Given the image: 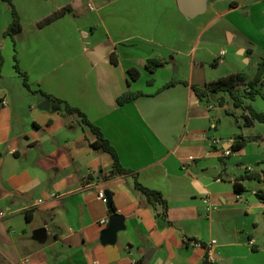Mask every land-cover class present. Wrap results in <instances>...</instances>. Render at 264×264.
I'll return each instance as SVG.
<instances>
[{"label": "crops", "instance_id": "1", "mask_svg": "<svg viewBox=\"0 0 264 264\" xmlns=\"http://www.w3.org/2000/svg\"><path fill=\"white\" fill-rule=\"evenodd\" d=\"M256 1L203 0L204 12L189 18L176 0H11L23 28L10 38L11 6L0 0V264H204L206 248L191 241H215L210 264H264V204L254 196L264 170L252 197L215 189L233 187L229 165L258 174L243 164L246 147L223 154L246 141L245 129L222 141L216 95L206 104L181 84L163 89L172 80L202 87L211 63L244 74L253 45L233 19L251 16ZM68 5L72 12L37 27ZM149 60L166 64L151 73ZM126 92L144 96L118 105ZM46 99L49 111L40 110ZM55 99L82 111L120 165L161 193L171 225L133 188V176L102 177L111 156L92 150L95 135ZM100 192L124 219L113 244L100 242L111 216Z\"/></svg>", "mask_w": 264, "mask_h": 264}, {"label": "trees", "instance_id": "2", "mask_svg": "<svg viewBox=\"0 0 264 264\" xmlns=\"http://www.w3.org/2000/svg\"><path fill=\"white\" fill-rule=\"evenodd\" d=\"M2 1L7 3L9 6H11V10H12L11 11L12 20L6 32L4 33V36H9L10 38H13L15 35L21 32L23 27H22L21 21L16 11L14 10L11 0H2ZM72 10L73 8L70 5H68L64 8H61L53 12L52 14L45 17L44 19L38 21L36 25L38 28H43L53 23L54 21L58 20L59 18L63 17L64 15L72 12ZM117 61H118L117 56L115 54H112L111 63L117 65ZM165 64H166L165 62H161L158 60H149L145 64L144 68L147 71L153 73L155 72V70L163 67ZM212 65L214 66L215 64L213 63ZM14 68L19 73V75L22 77L23 84L26 86V75L19 71L17 62ZM128 75H129L130 80L135 81L139 78L140 72L139 70L132 68L128 70ZM148 83L150 84V81ZM177 84H181L185 87L190 88L194 92L196 97L199 100L204 101L206 104L210 102L211 98L214 95H217L219 93H225L231 100L234 108L242 109L243 114L241 117L243 119V127L250 128V127H253L255 123L264 124V113L255 111L251 105L245 103L246 100L254 101L255 98L258 96L261 98H264V93L262 92V87H264V59L261 62H259L257 66L256 74L253 77V79L250 81H247L246 76L244 74L235 73V74H230L228 76H224L216 80L210 81L206 83L205 85H203L202 87L191 85L185 81L172 80L168 82L167 84H165L163 86V89H166L170 86H174ZM241 88H244V93L246 94V96H244L243 93L240 92ZM44 96L46 98L51 99V97H48L46 95ZM142 96H144L142 92H135V93L126 92L122 94L121 96H119L116 102L118 105H124ZM58 102L63 104L65 113L67 115H72V116L77 117L81 121V123L87 126L91 130V132L95 135L96 139L90 145L92 150L95 151L96 153H107L111 156L113 160L112 167L108 175H102V177L105 178V177H110L114 175L133 176V179H134L133 188L136 191L143 194L144 197L147 199L148 204H150L151 206H154L155 204L160 205L161 206V217L164 219L167 225H171V223L167 221V204L163 200L161 193L158 191L147 189L144 186H142L138 182V178L136 174H133L131 171L124 169L120 165L118 156L114 148L104 138L100 130L89 122V120L87 119V117L82 111H80L77 108L70 107L64 102H61V101H58ZM224 103H225V99L221 97L218 100L219 106L222 107ZM226 114L232 115L228 111H226ZM244 147H245V141L238 139V140H235L231 144L228 151L230 153H236L242 150ZM242 180H256L259 182L261 180V176L258 174H254L252 172H248V170H245L244 176L237 178L236 181L233 183V189L237 195H242L245 192L243 186L240 184V181ZM254 196L256 200L264 204V190H257ZM109 211L114 213V207L112 204L109 208ZM26 219L30 220L27 215H26ZM198 243L201 246L205 247L204 243H200V242ZM252 249L253 251H255L256 247L253 246ZM204 264H210L207 258L204 259Z\"/></svg>", "mask_w": 264, "mask_h": 264}, {"label": "rangeland", "instance_id": "3", "mask_svg": "<svg viewBox=\"0 0 264 264\" xmlns=\"http://www.w3.org/2000/svg\"><path fill=\"white\" fill-rule=\"evenodd\" d=\"M251 6H254L251 11V16H244L245 14L240 13V15L237 18L233 19L234 26L236 29L241 31V34L246 37V41H244V45L248 43H252L253 45V55L251 57V62L249 66L246 67L244 70V75L246 76L247 81H250L253 79V77L256 74L257 66L259 62H261L264 59V14H263V6L261 1H256L251 4ZM233 46L227 45L226 50L229 51V54L232 55L230 48ZM228 54V55H229ZM212 62V61H211ZM210 70L207 71L206 77L203 76L199 82H203V80L206 78V80L213 81L218 78L228 76L229 70L225 66L215 70L212 66V63L209 64ZM230 75V74H229ZM144 83L142 82L141 88H144ZM240 92L243 93L244 96L246 94L244 93V88L240 89ZM262 92L264 93V87H262ZM225 99L224 105L221 107L224 109H221L219 107L218 101L220 98ZM215 104V117L219 118L221 123L219 124L218 120L215 121V124L217 126V136L216 138L222 139V141H226L231 132L234 131L235 137L239 138L240 131L239 127L242 129H245L243 132V137L246 140L245 141V147H246V157H244L243 164H246V166H249V168H252L253 171L258 173L260 175L259 167L264 170V162L262 160L264 159H258L256 161V153L264 154V124L255 123L253 127L251 128H243V119L242 114L243 111L241 108L235 109L233 107V104L227 94L225 93H219L216 95L215 100L213 101ZM246 104H249L252 106V108L260 113H264V98L256 97L254 101H245ZM217 111V112H216ZM225 111H229L234 113L233 116H229L225 114ZM219 114V115H217ZM242 123V125L238 126L237 122ZM233 136V135H232ZM252 144V146H250ZM228 160V159H227ZM226 160V161H227ZM232 163V161L230 162ZM259 164V165H258ZM230 171L228 174L237 175V178H240L244 176L245 171L243 169H239L236 166L229 165ZM261 176V175H260ZM240 184L243 186L245 190V195L248 197H252V189H255L258 187L257 181L255 180H242L240 181ZM215 189H233L232 185L225 181V183L217 185V188ZM262 220H264V216H261ZM260 233H263L260 231ZM261 235V234H260ZM262 246V243L260 244Z\"/></svg>", "mask_w": 264, "mask_h": 264}, {"label": "water", "instance_id": "4", "mask_svg": "<svg viewBox=\"0 0 264 264\" xmlns=\"http://www.w3.org/2000/svg\"><path fill=\"white\" fill-rule=\"evenodd\" d=\"M179 12L189 18H193L204 12L203 0H176ZM51 101L49 99L44 100L40 105L39 109L44 111H49ZM106 195V194H105ZM107 206H111V196L106 195ZM111 216L108 220L107 228L101 233L100 242L102 244H113L115 242L117 233L124 230L123 217L114 214L110 211ZM44 231L39 230L35 233L37 240L42 241L44 236Z\"/></svg>", "mask_w": 264, "mask_h": 264}, {"label": "built area", "instance_id": "5", "mask_svg": "<svg viewBox=\"0 0 264 264\" xmlns=\"http://www.w3.org/2000/svg\"><path fill=\"white\" fill-rule=\"evenodd\" d=\"M223 154L225 157L229 156L231 153L228 151V150H224L223 151ZM99 198L104 202V203H107V198H106V195L103 193V192H100L99 193ZM6 217V211L3 210L1 207H0V219H3ZM191 244L192 245H195V246H201L197 241H191ZM215 244V241H210L209 243H207L205 245V248H206V251H207V258L209 260H212V255H211V248L212 246Z\"/></svg>", "mask_w": 264, "mask_h": 264}]
</instances>
